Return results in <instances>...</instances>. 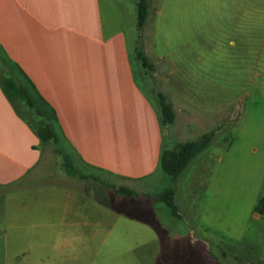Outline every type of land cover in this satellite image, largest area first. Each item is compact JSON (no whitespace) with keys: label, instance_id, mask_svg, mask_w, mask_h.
Segmentation results:
<instances>
[{"label":"rangeland","instance_id":"obj_1","mask_svg":"<svg viewBox=\"0 0 264 264\" xmlns=\"http://www.w3.org/2000/svg\"><path fill=\"white\" fill-rule=\"evenodd\" d=\"M253 1L147 0L141 30L136 0L103 1L107 21L125 29L137 82L155 107L161 91L174 109V122L161 128L162 145L212 129L214 136L174 182L158 160L135 180L108 176L78 160L65 142L81 173L97 179L58 180L79 193L81 219L74 252L66 241L55 252L61 264H91L89 227L94 264H200L201 252L211 264L215 258L237 264L234 256L245 255L249 243L257 249L250 261L264 264V216L253 210L264 192V0ZM138 49L151 69L141 67ZM44 149L48 171L65 172L53 144ZM121 185L136 194H116L113 187ZM170 186L177 216L155 199Z\"/></svg>","mask_w":264,"mask_h":264},{"label":"crops","instance_id":"obj_2","mask_svg":"<svg viewBox=\"0 0 264 264\" xmlns=\"http://www.w3.org/2000/svg\"><path fill=\"white\" fill-rule=\"evenodd\" d=\"M103 1L0 0V49L53 107L78 160L135 180L159 160L163 135L158 111L134 76L125 29L107 21ZM46 144L0 88V264H61L59 245L71 243L73 251L78 243L79 193L58 185L78 178L48 171ZM94 241L89 227L91 264ZM249 244L245 255L234 256L237 264H254L257 249ZM200 256V264H211L205 252Z\"/></svg>","mask_w":264,"mask_h":264},{"label":"trees","instance_id":"obj_3","mask_svg":"<svg viewBox=\"0 0 264 264\" xmlns=\"http://www.w3.org/2000/svg\"><path fill=\"white\" fill-rule=\"evenodd\" d=\"M136 26L141 30L148 13L147 0H136ZM137 58L141 62L142 68H152L146 55L141 49L137 50ZM0 88L12 105L16 114L26 122L33 133L37 136L40 143L50 142L54 146V151L61 154L64 159V169L69 175L77 176L80 179L91 177L97 179V176L82 174L75 166L74 161L65 151V138L58 125V119L53 107L39 94L33 82L27 77L22 69L0 49ZM156 109L159 114L161 128L163 125L171 124L175 120V112L171 103L161 92L156 93ZM37 119L31 121V115ZM214 136V129L201 134L193 140L177 142L172 147L161 146L159 154V168L168 175L174 182L182 173L190 161L208 147ZM63 143V144H62ZM116 194L132 197L136 192L128 187L121 185L113 187ZM175 187L170 186L158 194L156 200L164 202L170 209V212L177 216V206L175 204ZM254 212L264 216V192L258 197L254 205ZM214 264H221L214 259Z\"/></svg>","mask_w":264,"mask_h":264}]
</instances>
